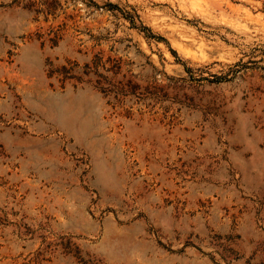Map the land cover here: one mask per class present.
<instances>
[{"label":"rangeland","instance_id":"1","mask_svg":"<svg viewBox=\"0 0 264 264\" xmlns=\"http://www.w3.org/2000/svg\"><path fill=\"white\" fill-rule=\"evenodd\" d=\"M0 264H264V0H0Z\"/></svg>","mask_w":264,"mask_h":264},{"label":"trees","instance_id":"2","mask_svg":"<svg viewBox=\"0 0 264 264\" xmlns=\"http://www.w3.org/2000/svg\"><path fill=\"white\" fill-rule=\"evenodd\" d=\"M107 6H108V7H111V6H114V4L107 3ZM127 18H128V20H129V22L131 23V25H133V21H132L131 17H127ZM138 28H139L141 31H145V32H146V34H145L146 37H153V35H151V34L148 32V28H147V27H145V26H143V25H140V26H138Z\"/></svg>","mask_w":264,"mask_h":264}]
</instances>
